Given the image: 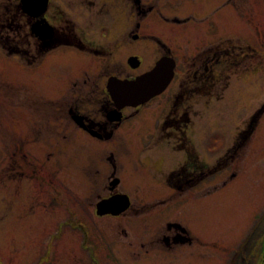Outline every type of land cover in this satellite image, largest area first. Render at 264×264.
Listing matches in <instances>:
<instances>
[{
	"label": "rangeland",
	"instance_id": "374dc122",
	"mask_svg": "<svg viewBox=\"0 0 264 264\" xmlns=\"http://www.w3.org/2000/svg\"><path fill=\"white\" fill-rule=\"evenodd\" d=\"M45 17L43 50L0 0V264H97L72 216L107 264L264 263V0H49ZM163 55L168 89L108 123L107 78ZM114 177L132 204L98 217Z\"/></svg>",
	"mask_w": 264,
	"mask_h": 264
},
{
	"label": "water",
	"instance_id": "95a60500",
	"mask_svg": "<svg viewBox=\"0 0 264 264\" xmlns=\"http://www.w3.org/2000/svg\"><path fill=\"white\" fill-rule=\"evenodd\" d=\"M21 11L30 19V33L38 40H50L54 35V28L45 18L49 0H19ZM137 36H133L136 39ZM128 65L132 69L138 68L140 62L135 56L129 57ZM175 61L169 56H161L154 66L140 75L120 79L110 76L106 82V93L113 102L116 109L125 107L141 108L151 99L161 95L171 83L174 77ZM114 111L108 112L110 121H119L120 115ZM74 123L87 130L92 137L101 136L94 130H88L83 122V117L75 115L72 117ZM119 184V179H112L109 191H113ZM130 206V199L126 194L114 193L100 199L95 204V214L98 217H117L124 213ZM264 264V263H262Z\"/></svg>",
	"mask_w": 264,
	"mask_h": 264
},
{
	"label": "flooded vegetation",
	"instance_id": "af4514ba",
	"mask_svg": "<svg viewBox=\"0 0 264 264\" xmlns=\"http://www.w3.org/2000/svg\"><path fill=\"white\" fill-rule=\"evenodd\" d=\"M27 21H28V23H29V26H30V19L27 17ZM54 39H58V41L57 42H54L53 44H51V42L54 40ZM37 40V39H36ZM38 42H39V47L41 48V49H47V48H53V47H55V46H58L59 44H60V41H59V38L57 37V33H55V31H54V35H53V38L51 39V40H37ZM176 63V62H175ZM141 65V64H140ZM152 68V67H151ZM150 68V69H151ZM138 69V68H137ZM144 73V72H143ZM140 74H142V73H140ZM140 74H137V75H140ZM175 75H176V70H175ZM175 75H174V77H175ZM115 76V75H114ZM131 76H136V75H125V77H119V76H116V77H118V78H120V79H123V78H127V77H131ZM174 79V78H173ZM173 81V80H172ZM172 83V82H171ZM169 87V86H168ZM168 87H167V89H168ZM166 91V90H165ZM164 91V92H165ZM163 92V93H164ZM104 93H105V95H106V99H107V101L110 103V105H111V107H110V109L106 112V114H105V119H106V121L108 122V123H110V124H116V123H120L121 121H122V119H123V116H124V111L125 110H127V109H134V108H123V109H116L115 108V106H114V104H113V102L111 101V99L109 98V96H108V94L106 93V89H104ZM162 93V94H163ZM161 94V95H162ZM160 96V95H159ZM158 97V96H157ZM157 97H155V98H157ZM155 98H153L152 100H154ZM151 100V101H152ZM149 103V102H148ZM146 105V104H145ZM144 105V106H145ZM143 106V107H144ZM142 108V107H141ZM141 108H137V109H134V110H140ZM114 110H116L115 112L116 113H118L119 115H120V120L119 121H110V119L107 117V113L108 112H111V111H114ZM75 115H79V116H82L83 117V122H84V124H85V126H86V128L88 129V130H94V131H96L100 136H101V138L100 139H98L97 137H92V135L90 134V133H88V131L87 130H84V129H81L80 127H78L75 123H74V121L72 120V117L73 116H75ZM71 116V120L73 121V123H74V125L77 127V130H79L80 132H83L84 134H86L87 136H89V137H91V138H93V139H97V140H102L103 139V135L97 130V129H95V127H93L92 125H91V123L89 124L87 121H86V118H85V115L84 114H81V113H73V114H71L70 115ZM197 171V170H196ZM115 178V177H114ZM107 189H108V192L109 193H114V191H115V189L113 190V191H109V187H107ZM117 193V192H116ZM130 199V198H129ZM132 203H131V201H130V205H131ZM130 207V206H129ZM130 209V208H129ZM129 209H127L126 211H128ZM125 211V212H126ZM124 212V213H125ZM124 213H122L121 215H123ZM120 215V216H121ZM176 224H178V223H176ZM181 228V230L182 231H179V232H181V233H186L185 235H186V238L188 239L189 237H187V232H188V230L187 229H185L183 226H181L180 227ZM175 231H178L177 229H175ZM176 233V232H175ZM174 240L176 239V240H178V239H180L181 241H185L186 242V240H185V238L183 237V238H178V237H174L173 238ZM190 242V241H189Z\"/></svg>",
	"mask_w": 264,
	"mask_h": 264
},
{
	"label": "trees",
	"instance_id": "16d2710c",
	"mask_svg": "<svg viewBox=\"0 0 264 264\" xmlns=\"http://www.w3.org/2000/svg\"><path fill=\"white\" fill-rule=\"evenodd\" d=\"M72 222L73 223H77L79 225H81L84 229L85 232V248H87L89 250V252L91 253V257L92 259L95 261V263L97 262V264H107V257L105 256L106 254L102 253L99 251V248L103 247V248H107V245L103 243V241L101 240L102 238L100 237L98 231L96 230V228L94 227L93 223H88L85 221V223H83V220H79L78 217H73L72 216ZM258 264H260L258 262Z\"/></svg>",
	"mask_w": 264,
	"mask_h": 264
},
{
	"label": "bare ground",
	"instance_id": "6f19581e",
	"mask_svg": "<svg viewBox=\"0 0 264 264\" xmlns=\"http://www.w3.org/2000/svg\"><path fill=\"white\" fill-rule=\"evenodd\" d=\"M51 40V39H50Z\"/></svg>",
	"mask_w": 264,
	"mask_h": 264
}]
</instances>
